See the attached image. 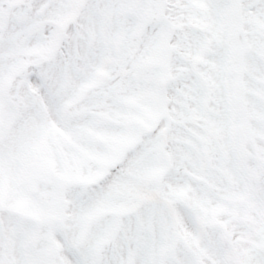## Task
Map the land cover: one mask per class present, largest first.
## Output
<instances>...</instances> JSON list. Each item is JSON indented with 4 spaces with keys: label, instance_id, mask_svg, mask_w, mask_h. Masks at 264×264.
<instances>
[{
    "label": "snow or ice",
    "instance_id": "obj_1",
    "mask_svg": "<svg viewBox=\"0 0 264 264\" xmlns=\"http://www.w3.org/2000/svg\"><path fill=\"white\" fill-rule=\"evenodd\" d=\"M0 264H264V0H0Z\"/></svg>",
    "mask_w": 264,
    "mask_h": 264
}]
</instances>
